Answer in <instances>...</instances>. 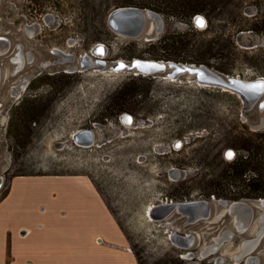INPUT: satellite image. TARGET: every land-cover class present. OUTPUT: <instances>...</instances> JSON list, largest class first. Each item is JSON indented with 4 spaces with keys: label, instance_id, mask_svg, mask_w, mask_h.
I'll return each instance as SVG.
<instances>
[{
    "label": "rangeland",
    "instance_id": "obj_1",
    "mask_svg": "<svg viewBox=\"0 0 264 264\" xmlns=\"http://www.w3.org/2000/svg\"><path fill=\"white\" fill-rule=\"evenodd\" d=\"M114 4V0H0V37L10 42L0 53V178L4 176L0 204L13 193L16 180L25 176L47 179H29L24 198L57 202H45L47 229L60 224L69 233L56 242L50 239L52 243L47 245L69 256L67 264L95 263L78 250L82 240L76 234L90 235L85 243L89 247L108 243L101 236L105 224L98 219L89 221L92 214L115 219L121 228L117 232L127 237L123 247L132 251L139 264H215L214 259L220 256L222 264H249V256L258 258L256 264H264V236L242 258L244 263L233 260L241 242L255 238L262 210L253 201L256 198L242 197L253 207L250 228L223 240L201 261V252L215 237L222 236L224 228L233 230L232 216L226 217L219 204L213 202L210 219L190 225L176 211L163 219L149 214L152 205L166 200L207 195L215 181L220 180L217 185L233 195L250 178L260 175L264 179V128L257 130L263 132L258 136L246 133L244 126L246 122L253 131L250 122L264 116V109L254 107L242 114V101L235 93L159 73L142 75L150 81L149 87L142 82L141 89L147 95L132 98V104L127 105L131 110H120L117 102L124 101L118 98L119 90L136 75L133 70L109 68L115 59H158L152 55V46H157L160 36L168 31L183 34L195 45L214 39L225 49L231 40L236 48L221 51V62L230 63L231 75L245 79L264 76V0H210L209 16L203 13L208 31L193 27L194 16L179 21L160 13L164 29L153 39V19H147L144 31L136 37L113 31L107 19L116 8ZM27 27L33 29L31 33ZM99 42L107 48L106 67H88L60 76L64 68L78 65L81 55L92 56V48ZM18 45L24 64L12 74L11 58ZM52 48L74 54L73 61L59 62L60 55L52 53ZM181 54L188 57L185 51ZM46 61L49 65L37 74L36 67ZM25 76L28 81L20 97L13 96L11 89ZM123 113L132 115L129 125L121 121ZM79 129H92L94 142L76 143L73 134ZM242 136L251 138L256 147L250 156V169L245 179L226 185L221 176L227 165L246 154L236 145ZM178 139L180 147L174 145ZM230 150L231 159L226 156ZM172 169H178V176ZM62 209L65 217L60 215ZM172 232H192L195 243L190 248L179 247L171 240ZM98 236L102 238L98 240ZM190 251L195 257L188 260ZM45 257L46 246L39 255L24 257L22 263L43 264ZM110 258V264H126L118 257Z\"/></svg>",
    "mask_w": 264,
    "mask_h": 264
},
{
    "label": "water",
    "instance_id": "obj_2",
    "mask_svg": "<svg viewBox=\"0 0 264 264\" xmlns=\"http://www.w3.org/2000/svg\"><path fill=\"white\" fill-rule=\"evenodd\" d=\"M197 17L203 18L202 15H195L193 21ZM48 16L47 19H51ZM147 19H153L156 22L157 28L155 34L151 37L152 39L157 37V32L161 29L163 23V17L160 13L148 9L139 8L135 6H119L114 8L108 14V24L113 31L122 33L127 36L136 37L140 35L145 28ZM204 20V18H203ZM196 24V23H195ZM1 51H6L8 49L9 41L6 38L0 37ZM21 45H18V50L15 55L11 58V62L14 67L11 71L12 74L17 73L22 69L24 60L23 54L21 52ZM6 49V50H5ZM55 53L62 55L58 59L59 62L73 61V56L65 55L61 51L54 50ZM106 54V47L103 43H96L92 48V56L87 54L79 57L78 66L73 65L68 68V71L84 70L88 67L102 68L107 66V61L104 59ZM33 58L30 52L27 53V59L31 60ZM19 60L20 64L16 61ZM56 63V61H55ZM49 62H42L36 67V73L39 74L44 67H47ZM112 70L129 69L133 70L134 74L142 75H156L159 73H164L165 76L176 78H188L189 80H194L198 85L201 86H211L217 87L225 91H229L238 95L242 101V114L244 112L250 111L254 107L257 110L264 109V76H259L254 79H245L240 75H231L216 70L215 68L208 66L204 63H193V62H181L174 60H164V59H143V58H132L130 61L123 59H115L109 65ZM1 78V74H0ZM28 77L25 76L17 85L11 89V94L15 97H20L21 90L26 86ZM121 118L124 123H130L132 120V115L129 113L121 114ZM250 128L253 131L264 128V116L250 122ZM93 132L88 129H79L73 134V139L76 143L81 145H89L92 143ZM181 140H176L174 145L177 147L181 144ZM233 152L232 150H230ZM171 173L178 175L179 171L177 169H172ZM1 186V183H0ZM220 203L227 207V211L232 216L234 226L243 232L244 229L249 225L251 218L254 215L253 207L247 203V199L240 200H227L219 199ZM253 201L259 203L262 210L259 212L258 217V229L255 234V238L251 240H244L240 244L241 250L235 255L237 260H241L248 252L255 247L259 240L264 236V197H259ZM199 209V211H197ZM176 211L187 217L188 221H195L200 217H206L208 215L209 207L205 201H165L164 203H159L157 205H152L151 216L156 219H163L171 212ZM242 220L239 223V219ZM232 231L227 230L222 232L221 237H215L214 243L208 245L203 250L204 255H209L215 251L223 240H227L232 236ZM173 241L181 239L183 245L189 240L192 241L193 237L191 235L179 236L178 234L172 233ZM176 236V237H175ZM188 246V245H187ZM218 260V259H217ZM248 263L251 264V260L255 263L258 262L257 257L249 256L247 257Z\"/></svg>",
    "mask_w": 264,
    "mask_h": 264
},
{
    "label": "crops",
    "instance_id": "obj_3",
    "mask_svg": "<svg viewBox=\"0 0 264 264\" xmlns=\"http://www.w3.org/2000/svg\"><path fill=\"white\" fill-rule=\"evenodd\" d=\"M34 177L47 180L43 176H25L23 179L16 180L12 183L11 191L13 193L8 195L0 204V264H25L22 263L24 257L39 255L45 246L47 257L41 260L44 262L43 264H67L70 259L62 252L58 253L57 248L54 246L49 247L47 245L52 243L49 242L50 239H55L53 242H56L65 238L69 233L60 224H53L47 229V206L45 202L52 205L57 202L48 200V198L47 200L41 198L30 201L24 198L23 192L25 189L28 190L27 187L31 184L29 179ZM44 185L47 186V184ZM60 215L65 217L67 213L62 209ZM80 217L84 219V216ZM99 217L92 214L87 218H90L88 220L92 222L98 219L105 224V230L102 229L101 236L107 238L108 243L89 247L85 243L89 241L90 235L82 236L78 233L76 238L80 237L79 239L82 240L78 250L87 259H93L94 264H110L109 256L111 258L118 257L126 264H139L132 251L128 247H123L127 243V237L125 236V239L123 233L117 232V229L120 230L121 228L117 225L115 219L113 218L112 221L109 218L104 220ZM97 229L101 230L100 228ZM8 235H10L9 238ZM101 238L97 237L98 240ZM53 253L54 255H52ZM91 263L93 264L92 260Z\"/></svg>",
    "mask_w": 264,
    "mask_h": 264
},
{
    "label": "trees",
    "instance_id": "obj_4",
    "mask_svg": "<svg viewBox=\"0 0 264 264\" xmlns=\"http://www.w3.org/2000/svg\"><path fill=\"white\" fill-rule=\"evenodd\" d=\"M115 7L119 6H135L139 8H148L154 10L158 13H161L165 17H173L176 20L184 21L188 17H193L198 13H206V16H209V10L211 7L210 0H114ZM193 25V20H192ZM194 27V26H193ZM195 28V27H194ZM197 29V28H195ZM254 29V28H250ZM199 30V29H197ZM209 30V23L205 27V29ZM216 40H211L208 43H197L193 44L186 36L175 35L174 33L165 32L163 36L159 39V44L156 46H152L155 48L153 50V57L165 59V60H174L181 62H193V63H204L208 66H211L221 72L226 74H231L230 63L229 62H221L222 53L224 50H230L231 48H236L233 41L228 40L225 44V49L217 45ZM162 51V53H160ZM185 51L187 56H182V52ZM222 51V53H221ZM225 55L223 54V57ZM221 58V59H220ZM212 59H220L219 61H213ZM221 62V63H219ZM68 74V73H67ZM66 73H63L60 76H68ZM148 77V76H145ZM142 75H136L132 77L131 81L126 85V87L121 88L119 90V96L121 101L118 103V109H128L131 110L128 104H132L131 100L137 95L146 94L147 91L143 92L142 82L146 83V86L149 87L150 81ZM122 106L120 107V105ZM124 104V106H123ZM247 123L244 122V126L247 129L246 133H254L258 136H262L263 132L258 131H250L248 129ZM251 138L243 137L242 142L237 146L243 150H245L246 154L239 155L234 158L226 168V171L221 176L223 179L227 180L226 185H232V182H236L237 180H242L246 178V172L250 169L249 166L251 164V154L253 152V148L256 149ZM250 158V159H249ZM233 183V185L235 184ZM221 181L213 182L212 189L208 191L207 194H215L218 197H224L226 199H240L242 197L247 198H259L264 197V179L260 176H254L250 178L247 183L243 186L241 191H234L233 195L230 194L231 191H225V188L220 185ZM221 187V189H220Z\"/></svg>",
    "mask_w": 264,
    "mask_h": 264
},
{
    "label": "flooded vegetation",
    "instance_id": "obj_5",
    "mask_svg": "<svg viewBox=\"0 0 264 264\" xmlns=\"http://www.w3.org/2000/svg\"><path fill=\"white\" fill-rule=\"evenodd\" d=\"M199 15H202L203 16V18H204V21H205V25L203 26V27H198L196 24H195V22L193 21V26L195 27V28H197V29H199V30H202V29H205V27L207 26V24H208V19H207V17L203 14V13H198ZM195 15H197V14H195ZM194 15V16H195ZM163 17V16H162ZM153 25H154V27H153V29H154V32L151 34V36L150 37H152L153 36V34H155V32H156V28H157V24H156V22L154 21V23H153ZM163 29H164V18H163V23H162V26H161V29L159 30V32H157V35L158 34H160V33H162L163 32ZM33 29L32 28H30V27H27V32L28 33H31V31H32ZM143 31H144V29H143ZM142 31V32H143ZM163 36V34L160 36V37H162ZM129 37H132V36H129ZM158 37V36H157ZM3 38V37H2ZM8 41H9V39H7ZM10 43V42H9ZM54 50H58V51H61L62 53H64L65 55H71V56H73V59H74V54H72V53H65V52H63L62 50H60V49H58V48H52V50H51V52L52 53H55L54 52ZM106 53H107V48H106ZM58 54V53H57ZM83 55H85V54H83ZM82 56V55H81ZM62 57V55H60V57L59 58H61ZM92 57V56H91ZM105 57H106V54L104 55V59H105ZM137 58V57H136ZM106 60V59H105ZM165 60V59H164ZM107 61V60H106ZM65 62H67V61H65ZM64 62V63H65ZM73 65H75V64H72V65H70V66H68V68H70L71 66H73ZM76 66H78V65H76ZM67 68H64V72L65 73H73V72H77V71H79V70H75V71H68V69L66 70ZM40 74V73H39ZM53 74H56V73H53ZM135 75V74H134ZM137 75H142V74H137ZM144 76H149V75H144ZM121 117V116H120ZM121 119V121L122 122H124L123 120H122V118H120ZM133 121V119L131 120V122ZM130 122V123H131ZM130 123H126V124H124V125H129ZM88 130H91L92 132H93V136H92V143L94 142V140H95V134H94V131L92 130V129H88ZM180 145L181 144H179V146L178 147H180ZM179 149V148H178ZM178 170V169H177ZM175 174V173H174ZM176 176H178V175H176ZM1 180V185H2V182H3V180H4V176L3 175H1V178H0ZM0 188H1V186H0ZM219 199H226V198H224V197H218V196H216L215 194H204V195H201V196H198L197 198L196 197H187V196H185L184 197V199L183 200H181V201H186V200H188V201H205L207 204H208V207H209V211H208V215L206 216V217H200L199 219H197V220H195V221H188L187 220V217H185V222L187 223V224H194V223H196L197 221H200V220H207V219H210V217L212 216V204H213V202H216L217 204H219V206H220V208L221 209H224L225 210V216L226 217H228L229 218V216H230V214L228 213V211H227V207L226 206H224L222 203H220L218 200ZM240 199H242V198H240ZM240 199H227V200H240ZM166 201H173L172 199H170V200H166ZM162 203H164V202H162ZM197 211H199V210H197ZM220 213L218 212V215H219ZM252 220H253V217L251 218V220H250V222H249V225L244 229V231L243 232H239V230L234 226V224H233V220H231L230 221V224L232 225V227H233V230H231V229H229V228H224L223 230L224 231H227L228 229L229 230H231L232 231V236L230 237V238H232L233 236H234V234L235 233H244V232H246L249 228H250V225H251V222H252ZM242 222V220H240L239 219V223H241ZM223 232V231H222ZM172 233H175V234H178V233H176V232H172ZM172 233H171V235H172ZM188 235H191V237H193V240L192 241H190L189 240V242L187 241L186 242V244L185 245H188L189 247L188 248H190V246H192L194 243H195V234L194 233H192V232H189V233H187ZM186 233L185 234H183V235H180V234H178L179 236H184V235H187ZM176 237V236H175ZM229 238V239H230ZM172 239H174L173 238V236H171V240ZM229 239H227V240H229ZM226 240V241H227ZM260 241V240H259ZM173 242V241H172ZM182 242V240L181 239H177V241L175 240V244H177V246H179V247H183L184 245H183V243H181ZM201 257H199L200 259V261L201 260H203L204 258H206L205 256H207V255H204V252L202 251L201 252V255H200ZM182 259H184V257L183 256H180ZM195 256L193 255V251L191 252H188V254H187V259L189 260L190 258H194ZM218 259V260H217ZM233 260L235 261V262H243L244 263V260L243 259H241L240 261L239 260H237L236 259V257L235 256H233ZM213 261V260H212ZM214 262H215V264H222V262H223V257L222 256H220V257H217L216 259H214ZM251 264H256L255 263V261L254 260H251V262H250Z\"/></svg>",
    "mask_w": 264,
    "mask_h": 264
},
{
    "label": "snow or ice",
    "instance_id": "obj_6",
    "mask_svg": "<svg viewBox=\"0 0 264 264\" xmlns=\"http://www.w3.org/2000/svg\"><path fill=\"white\" fill-rule=\"evenodd\" d=\"M195 23H196V25H197L198 27H203V26L205 25V21H204L203 18H201V17H197V18L195 19ZM226 156H227V158L231 159L232 156H233V153H232V152H228V153H226Z\"/></svg>",
    "mask_w": 264,
    "mask_h": 264
},
{
    "label": "bare ground",
    "instance_id": "obj_7",
    "mask_svg": "<svg viewBox=\"0 0 264 264\" xmlns=\"http://www.w3.org/2000/svg\"><path fill=\"white\" fill-rule=\"evenodd\" d=\"M1 46H2V44L0 43V50H1ZM9 46V45H8ZM6 50V49H5ZM2 52H4V51H1V53ZM24 55V54H23ZM23 60H24V56H23ZM16 61L18 62V64H20V61L19 60H17L16 59ZM197 210H199V209H197ZM149 214H150V216H151V208H150V210H149ZM241 220H243L244 221V219L243 218H241ZM251 239V238H250ZM246 240V239H245ZM172 241H173V239H172ZM173 242H175V241H173ZM254 248V247H253ZM246 263H248V260L246 261Z\"/></svg>",
    "mask_w": 264,
    "mask_h": 264
}]
</instances>
